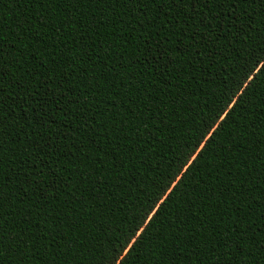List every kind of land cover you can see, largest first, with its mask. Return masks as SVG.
I'll list each match as a JSON object with an SVG mask.
<instances>
[{"label":"snow or ice","instance_id":"1","mask_svg":"<svg viewBox=\"0 0 264 264\" xmlns=\"http://www.w3.org/2000/svg\"><path fill=\"white\" fill-rule=\"evenodd\" d=\"M13 4L36 12L6 20ZM216 76L223 107L164 185H145L165 109ZM107 160L116 187L127 173L151 203L97 226V248L84 237L89 198L111 195ZM82 248L102 264H264V0H0V264H68Z\"/></svg>","mask_w":264,"mask_h":264},{"label":"trees","instance_id":"2","mask_svg":"<svg viewBox=\"0 0 264 264\" xmlns=\"http://www.w3.org/2000/svg\"><path fill=\"white\" fill-rule=\"evenodd\" d=\"M23 0H21V3ZM36 12L35 6H29L25 4L23 8L19 7L18 4H13L11 11L5 12V19L7 20L13 13H21L22 16H29L30 13ZM13 23V21H9ZM33 27L39 28V25H30L29 32L27 35H31ZM211 72H215L216 69H211ZM221 77L216 76V83L207 85L203 90H197V97L192 98L191 105H183L179 109H174L176 113L174 116L165 109L168 114V128L170 131H165L162 137L161 143L156 146L155 153H149V165L146 167H151L155 171L148 172L147 178L143 181L145 185L156 183L159 186H163L164 182L168 179V174L170 172H175V156L179 155L181 152H187L193 145V140L196 138L193 136V132L196 131V136H199V132L203 131L202 125L211 124V121L215 119V112L209 111L215 105L223 107L226 100V96L223 95L219 90V83ZM203 83V82H202ZM193 87L195 85L193 84ZM211 90V91H210ZM210 96H214V102L210 101L208 106L205 107L204 101L208 100ZM196 107V111H192V107ZM171 105H169V108ZM187 108L188 111L184 109ZM227 111V110H225ZM207 113V115H206ZM223 115V113H221ZM195 118V122L193 120ZM215 127V125H212ZM198 130V131H197ZM218 137L217 139H219ZM203 143V141H200ZM166 144H171L173 148L176 149L175 154L167 151ZM112 163L111 160L104 162L103 169L104 175L111 174V178L106 180L105 183L108 185L107 191L111 192V195L103 196V201L99 202V207H97V202L93 201L91 197L89 198V206L92 208L91 212H88V216L92 217L91 223L93 224V231L91 237L86 233L84 239L87 241L91 239V243L95 244L97 248H100L101 243L104 241L105 236L109 233H101L99 228H110L119 225L122 229L126 222L135 223L132 220L133 214L139 219L140 212L143 211V207L146 204L151 203L143 194L139 193V190H133L129 187V176L125 173V176L120 179V187H116L114 181L116 180V174L121 171L118 167L110 168L109 165ZM135 171V169H133ZM146 168L140 170V174L144 175ZM154 177H157L154 179ZM139 179V177H137ZM259 181H257V184ZM125 191L131 192V198L127 201L128 207L126 209H121L118 206L119 199L124 196ZM151 197L154 199L159 196L158 189L150 192ZM189 195L192 196L194 193L191 192V181L189 182ZM163 199V197H161ZM216 199V197H213ZM181 201L178 199L176 205L169 204V208L177 206ZM163 215V213H162ZM230 222V221H229ZM4 264H15L14 259H6ZM27 264H35L34 261L29 260ZM59 264V261L56 262ZM68 264H102L100 260L99 253L92 251L90 248H82L79 252L74 253L69 257ZM132 264H140V261L133 260Z\"/></svg>","mask_w":264,"mask_h":264}]
</instances>
